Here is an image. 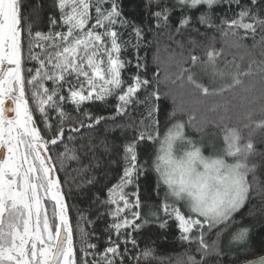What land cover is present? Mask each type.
Wrapping results in <instances>:
<instances>
[{
	"label": "snow or ice",
	"instance_id": "6c2138e0",
	"mask_svg": "<svg viewBox=\"0 0 264 264\" xmlns=\"http://www.w3.org/2000/svg\"><path fill=\"white\" fill-rule=\"evenodd\" d=\"M106 2L110 3V8L102 7ZM149 3H155L159 8L152 13L156 27L169 28L171 9L167 5L159 7L160 0H149ZM233 3L239 4V0H176L175 6L189 10L206 6L207 11L197 17L199 23L221 30L224 36L243 39L240 29L244 30L245 35L250 33L253 37L258 30L264 33V0H250V4L241 6V10L230 20L222 17L219 25L214 24V6ZM120 5L121 0H56L54 6L59 9L60 22L58 25L57 20L50 17L49 24L66 27L67 30L48 33L36 31L33 34L28 17L22 13V0H0V264H124L126 257L131 260L128 245L131 244L132 249L137 248L134 233L146 224L157 221L161 229L172 221L179 229V241L190 246L195 244L199 260L186 252L183 264H220L218 259L213 261L210 258L222 255L220 237L234 223L233 213L242 208L249 198L250 188L256 184L257 164L250 157L260 156L264 159V153L257 152L251 141V132L256 129L264 131V106L259 120L255 118V111L249 110L245 116L247 122L242 126L228 125L231 117L227 115V100L214 101L210 107H206V111L213 116H205L200 123H216L222 127L224 148L230 154H241L246 163L236 165L238 170L227 191L216 201L189 209L184 203L172 200L171 204L162 206L166 217L162 221L155 211L151 215L157 221L143 218L140 195L143 190L138 180L146 174L144 166L138 163L136 141L126 144L123 150L126 164L123 174L119 182L107 190V200L101 201L102 204L114 206L109 207L108 211L112 222L105 229L109 233L107 246L103 252L94 251L97 245L88 242L89 233L78 224L75 235L81 242V255L78 256L75 251L69 207L56 175L57 163L62 170L66 159H77L75 155H67L69 152L75 153L76 149L69 148L68 143L64 142L66 132L67 140L71 143L74 140L71 133L111 120L116 128L143 127L145 130L138 132L137 140L144 141L145 137L153 140L155 137L150 129L156 124L157 102L162 95L169 97L168 93L161 94L155 89L148 91L150 81L141 75L145 64L140 56L136 57L137 73L131 77V84L123 87L126 80L122 72L132 62L122 59V47L128 42L121 41V33L114 26L131 28L136 38L135 48L141 46L144 33L141 26L123 17ZM93 7L95 22L87 27ZM190 23V15L183 14L176 26V33H181ZM25 25L27 56L24 54ZM176 43L183 49V44L179 41ZM189 43L196 44L191 39ZM258 43H264V35ZM218 55L219 52L209 50L205 66L211 65L213 74L223 77L224 72L218 70L215 64ZM198 59L195 55L191 56L193 65ZM31 61H36L38 66L26 68L25 65ZM261 64L264 65V61ZM259 71L264 73V66ZM185 73H188L186 77ZM249 75H252L251 65L243 72L239 71L237 65L231 83L210 89L200 83L189 69L181 67L176 80L171 83L176 85L179 81L181 96L187 89L189 99L181 102L179 111H186L185 103L206 106L208 97H222L226 91L243 87L244 81L240 77ZM48 81H51V87L46 86ZM64 89H67V96L62 94ZM141 89L146 92L143 99L138 97ZM110 97L117 100L114 116H94L83 107L88 102L107 104ZM171 98L175 104V98ZM68 103L75 107L76 116L65 110L64 106ZM139 104L150 106L147 109V123L144 119L140 120L139 125L135 121L123 124L115 122V116H128L133 110L129 106ZM85 118L89 123L83 122ZM50 120L56 122L50 123ZM38 122L43 123V128L38 127ZM189 122H195L194 115L189 116ZM243 129H250L246 143H241L245 139ZM105 131H108L107 127ZM61 144L64 151L56 152ZM250 172L253 173L252 183L247 179ZM129 186H134L135 191ZM257 191L258 194L264 192V188ZM144 195L154 199L150 188L144 191ZM165 197L169 198L166 193ZM178 203L187 209L188 215L176 206ZM221 225L223 227L216 232V238L209 240L207 237L212 230ZM248 235L247 227L240 228L233 233L232 241H245ZM121 245L124 246L123 250ZM153 253L154 249L146 246L136 260L139 262L143 258L147 264ZM247 264H264V257L259 262L248 261Z\"/></svg>",
	"mask_w": 264,
	"mask_h": 264
},
{
	"label": "trees",
	"instance_id": "16d2710c",
	"mask_svg": "<svg viewBox=\"0 0 264 264\" xmlns=\"http://www.w3.org/2000/svg\"><path fill=\"white\" fill-rule=\"evenodd\" d=\"M55 3L56 0H22V13L28 17V23L32 25L31 31L33 34L36 31L48 33L50 31L67 30L66 27L50 26L49 24L50 17L55 18L58 25L60 22V12L54 6ZM247 4H250V0H239V4L214 6L212 9L214 24L219 25L222 17L230 20L241 10V6ZM165 5L171 9L169 15L170 27L157 28L156 20L152 16L153 12L159 10L155 3H149V0H121L120 6L123 17L141 26L144 33L141 46L135 48L136 38L135 34L131 32V28L114 26L121 33V41L128 42L122 47V59L132 62L122 72V77L126 80L123 87L126 88L131 84V77L137 73L135 67L136 57H143L144 59L141 62L145 64V68L141 70V75L150 81L148 91L155 89L161 94H169V97L162 95L160 101L157 102L156 124L150 129L153 137L156 138L171 123L167 118L170 109L179 110L181 102H186L189 99L187 89H185L184 95L181 96L178 87L179 81L176 85L171 83L172 80H176L181 67L189 69L195 74L200 83L212 89L231 83L232 79L228 80L225 77L229 72L236 73L237 65L241 72L247 71L249 65H251L252 75L240 77L244 81L243 87L237 86L231 91H226L222 97H208L206 106H190L185 103L186 111H180V114L176 117L185 122V133L188 136L193 137L199 143L205 144L206 152L220 150L225 147L223 128L216 123L200 122L205 116L209 118L213 116L212 113L206 111V107H210L214 101L223 100L228 101L227 115L231 117V120L228 121L229 126H242L243 123H246L245 116L249 110L255 111L257 120L261 118L259 113L262 106H264V73H261L259 68L264 66L261 64L264 61V43L258 42L264 33H260L258 30L255 37H253L250 33L245 35L244 30L240 29L239 33L243 39L231 35L224 36L221 30L199 23L197 17L207 11L206 6H197L196 9L189 10L175 6L174 0H160L159 7ZM110 6V3L107 2L102 5L105 8H110ZM185 13L190 15L191 23L181 33H176V26ZM95 15L93 7L90 9L92 18L89 20L87 27L95 22ZM24 27V54L27 56V28L26 25ZM149 29H152V31H149ZM97 31L103 30L97 29ZM190 39L196 42L195 46L189 43ZM149 41H151L150 44ZM176 41L184 45L183 49L178 46ZM237 44L239 46H236ZM254 44L255 47H253ZM209 50L219 52V55L215 58V64L218 70L224 71V77L214 76L211 65L205 66ZM34 51L39 52L40 49H34ZM192 55L199 58L195 65L191 61ZM36 66H38L36 61H31L25 65L26 68ZM187 74L185 73V77ZM166 76L168 77L167 81H165ZM46 86L51 87V81L46 82ZM62 94L67 96V89H64ZM145 95L144 89H141L138 93L140 99H143ZM171 97L175 98V104ZM116 103V98L110 97L107 104L96 101L88 102L83 107H86L94 116H114ZM64 107L71 115H77L75 107L70 103ZM129 107L133 109L130 114L128 116H115V122L123 124L135 121L137 125H139L141 119H144L145 123L148 122L147 109L150 106L139 104L130 105ZM195 108L199 110H194ZM193 115L195 122L190 123L189 116ZM37 119L39 120V117ZM49 122L55 123L56 121L50 120ZM83 122L85 124L89 123L87 118ZM38 127L43 128V123L38 122ZM106 127L108 131H105ZM144 130L143 127L116 128L111 120L101 121L100 124L94 125L91 129L85 127L81 128L78 133H71L74 137L71 143L67 140L68 133L66 132L64 142L68 143L69 148L76 149L75 153L69 152L67 155H75L77 159H66L62 170L59 163H57L56 175L61 182L65 202L69 207V220L74 229L75 251L78 256L81 255V242L75 235L78 224L89 233L88 242L97 245V249L94 251L103 252L107 246L106 241L109 233L105 229L112 222L108 211L109 207L114 206L102 204L101 201L107 200V190L118 183L120 176L123 174V168L126 166L123 150L128 143L136 141L138 163L144 166L146 174L138 180V184L143 190L140 193L143 218L157 221V218L151 215V212L155 211L161 221L166 219L161 209L163 204H171L172 199L165 197L164 187L150 169L155 138L147 140L145 137L144 141L137 140L138 132ZM249 132L250 129H243L242 135L245 139L241 143L247 142ZM251 141L257 152L264 153V131L256 129L251 132ZM210 144L214 147H210ZM63 151V144L56 148V152ZM250 160L257 164L255 171L256 184L253 188H250L249 198L242 208L233 213L234 223H231L230 228L226 229L220 237L222 255L210 258L213 261L218 259L220 264H240L246 260L264 255V192L258 194L257 191L259 188H264V159L257 156L250 157ZM81 169L83 171H78ZM247 179L252 183L253 173L250 172ZM129 188L135 191L134 186H129ZM149 188L154 199H149L148 196L144 195V191ZM149 205H152V207L150 208ZM176 206L180 207L185 215L189 214L181 203L176 204ZM81 217L84 219H81ZM222 227L221 225L217 229H213L207 238L209 240L215 239L216 232ZM244 227L249 229L247 239L245 241H232L233 233ZM179 234V229L172 221H169V225L164 229L159 227L158 221L146 224L141 230L134 233L137 237V248L132 249L131 244L128 245L131 249L129 252L131 260L126 257L124 264H145L143 258L137 262L136 257L141 254L146 246L154 249L153 257L148 259L147 264H183V261L186 260V252L195 255L196 259L199 260L200 256L195 251V244L190 246L179 241ZM112 235L115 238V234ZM123 247L121 245V250H123Z\"/></svg>",
	"mask_w": 264,
	"mask_h": 264
},
{
	"label": "clouds",
	"instance_id": "9594fccd",
	"mask_svg": "<svg viewBox=\"0 0 264 264\" xmlns=\"http://www.w3.org/2000/svg\"><path fill=\"white\" fill-rule=\"evenodd\" d=\"M179 114L170 109L171 123L155 138L150 169L170 199L191 209L220 198L238 170L236 165L246 161L227 148L206 152L202 143L185 133V122L176 118Z\"/></svg>",
	"mask_w": 264,
	"mask_h": 264
},
{
	"label": "water",
	"instance_id": "95a60500",
	"mask_svg": "<svg viewBox=\"0 0 264 264\" xmlns=\"http://www.w3.org/2000/svg\"><path fill=\"white\" fill-rule=\"evenodd\" d=\"M261 257H264V255H260V256L254 257V258L249 259V260H246V261H244V262H242V263H240V264H247L248 261L259 262L260 259H261Z\"/></svg>",
	"mask_w": 264,
	"mask_h": 264
},
{
	"label": "rangeland",
	"instance_id": "374dc122",
	"mask_svg": "<svg viewBox=\"0 0 264 264\" xmlns=\"http://www.w3.org/2000/svg\"><path fill=\"white\" fill-rule=\"evenodd\" d=\"M175 1V3H176V0H174ZM89 27H91V26H89ZM211 71H212V74H213V70H212V68H211ZM224 72V71H223ZM235 73H233V72H229L228 74H227V76L225 77V79H228V80H231L232 79V75H234ZM214 75V74H213ZM214 76H217L218 78H219V75H214ZM224 77V76H223ZM230 78V79H229ZM203 145H205V144H203Z\"/></svg>",
	"mask_w": 264,
	"mask_h": 264
}]
</instances>
